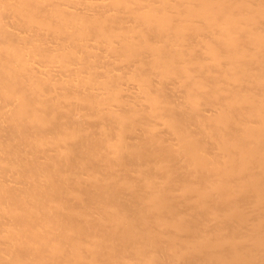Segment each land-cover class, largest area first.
Segmentation results:
<instances>
[{"label":"bare ground","instance_id":"obj_1","mask_svg":"<svg viewBox=\"0 0 264 264\" xmlns=\"http://www.w3.org/2000/svg\"><path fill=\"white\" fill-rule=\"evenodd\" d=\"M0 264H264V0H0Z\"/></svg>","mask_w":264,"mask_h":264}]
</instances>
